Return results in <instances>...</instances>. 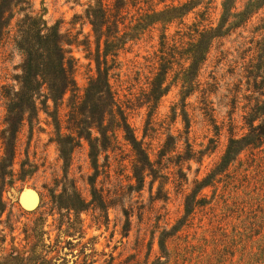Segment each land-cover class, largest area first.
Returning a JSON list of instances; mask_svg holds the SVG:
<instances>
[{
    "label": "rangeland",
    "instance_id": "374dc122",
    "mask_svg": "<svg viewBox=\"0 0 264 264\" xmlns=\"http://www.w3.org/2000/svg\"><path fill=\"white\" fill-rule=\"evenodd\" d=\"M115 1L106 0L105 3L114 4ZM164 1L159 8L172 1L177 4L185 0ZM248 1L235 0L238 11H242ZM28 2L26 13L32 11L50 26L57 25L66 42L77 40V44L67 48L79 61L76 81L78 96H83L91 78L96 75V64L89 56L88 45L82 43L86 36H91L90 47L95 55L96 38L85 14L89 5H95L96 0ZM208 2L191 12L184 25L176 22L168 27L167 33H164L161 25L149 26L144 31V22L135 29L140 23L137 19L147 7L144 8L142 3L133 8L131 2H127L129 8L124 10L126 13L120 22L122 24L118 25L120 36L127 35L123 40L126 44L119 50V67L110 72L109 82L129 115L131 132L139 141L144 138V149L153 161L157 160L158 152L170 137L176 142L177 152L184 154L189 146L195 152L206 151V154L203 162L184 164L188 183L182 188L177 187L178 169L175 163L171 164L165 159L164 163L169 168H164L161 174L169 177V180L161 183L158 179L154 182V175L148 176L149 172H146L143 190L136 192V181L132 179L134 152L125 140L123 130L107 119L104 125H108L109 129L107 151L100 148L97 187L111 194L114 207L109 209L108 221L92 210L82 214L86 234L83 240L65 238L58 231L60 216H50L51 199L48 197L49 190L59 185L61 191L59 182L67 171L82 195L87 200L91 199L90 182L96 170L90 159V145L85 139L78 140V145L71 152L70 163L63 161L56 122L62 134L73 133V137H77L75 131L67 130L71 110L69 94L56 108L51 103L47 111L41 104L47 94L41 93L37 96L39 115L34 114L31 108L33 95L30 91H22L19 80L24 56L14 42L17 20L23 18L25 12L15 9L18 14L12 21L11 33L0 46V158L11 148L15 153L14 184L3 193L7 203L3 215V227L8 236L7 251L12 248L13 237L17 245L24 246L25 225L31 227L39 218H43L46 220L45 230L52 231V240L60 235L63 241L72 242V246L60 254L66 260L65 264L82 263L85 257L88 263L97 262L95 264H264V146L243 151L240 160L233 162L229 171L217 178V181L223 180L221 183H214L203 190L202 194L209 204L197 209L195 215L178 229L185 219V197L192 193L195 182L206 178L220 163L233 135L240 138L248 133L243 118L253 108L258 94L248 84L246 69L250 63L257 62L256 42L264 37V30H258L263 24L264 8L248 23L213 40L207 60L201 66L192 88H183V74L176 65L166 79L165 87L169 92L153 110L149 108L152 103H147L151 85L160 73L161 36L167 34L171 45L181 41L187 49L189 34H195L193 30H201L210 22L214 27L222 24L224 0ZM153 3L158 4L159 1L154 0ZM205 7L208 8V15L206 21L202 22L197 13L206 11ZM140 8L142 11H139ZM194 24L195 28L192 27ZM190 27L191 31L188 29ZM184 34L186 37H183ZM103 49L102 45V52ZM12 107L17 108L16 112H26L24 125L16 136L15 127L7 123ZM55 113L58 114L56 122ZM92 132L94 138L100 137L98 129L94 128ZM210 141L216 143L212 145ZM227 173L234 177L232 181L235 182L226 186L224 176ZM257 173L260 175L256 179ZM246 174H249L247 183L243 182ZM258 179L261 182L255 184ZM160 190L163 194L169 193L167 203L163 199L155 200ZM36 195L37 208L25 209L24 198ZM62 221L65 222L62 228L64 232L67 230V219L63 218ZM166 228L172 235L166 239L167 250L162 253L159 242ZM90 241L92 244L83 250L82 246ZM59 263L64 264L63 260Z\"/></svg>",
    "mask_w": 264,
    "mask_h": 264
},
{
    "label": "trees",
    "instance_id": "16d2710c",
    "mask_svg": "<svg viewBox=\"0 0 264 264\" xmlns=\"http://www.w3.org/2000/svg\"><path fill=\"white\" fill-rule=\"evenodd\" d=\"M28 1L0 0V46L10 35L12 21L18 14L15 9L19 8V11L25 12L23 18L17 20L14 34L16 48L24 56L22 76L19 80L22 85V91H30L33 95L31 108L34 114L37 117L39 115V98L37 96L41 93L47 94L44 96V101L41 102L47 111L50 110L51 103L56 108L59 102H64L66 96L70 95L71 110L68 114L67 130L75 131L77 137H73V133L70 135L62 134L61 127L56 122L58 114L55 113L56 129L57 132L59 131L58 145L63 161L68 164L71 160V152L78 145V140L85 139L88 141L91 149L90 159L92 167L96 170V175L91 177L90 182L91 199L87 200L82 195L67 171L59 182L61 191H59L60 185L56 189L49 190L50 197L48 198L51 199L49 202V205L51 204L50 216H60L58 231L64 234L65 238L71 237L74 240H83L86 234L82 225V214L92 210L94 213L99 212L108 221L109 209L114 207L111 202L114 198H112L111 194H106L103 189L97 187V178L100 174L98 171L100 167V148L107 151L106 144H108L107 135L109 129L108 125L104 126L107 119L111 124H117L116 127L118 129L123 130L125 133L124 138L129 142L134 152L132 179L136 181V186H134V191L136 192L143 190L146 172H149L148 176L154 175V182L158 179L161 180V183L169 180V177L161 174L164 168H169L166 167L167 163H164L165 159L171 164L175 163V167L178 169L176 172L177 187L182 188L188 183V176L183 167L184 164L191 161L203 162L206 154V151L195 152L189 146L184 154L177 152L176 142L170 137L158 152L157 160L153 161L146 149H144V138L139 141L135 134L131 132L128 121L129 115L126 114V110L123 108L120 99L117 98V94L112 91L109 82L110 72L119 67V50L126 44L123 40L127 35L120 36L121 32L118 25L122 24L120 22L123 19V14L126 13L124 10L129 8L127 2H131V7L133 8L142 3H144V8L147 7V9H144V14L137 19L140 23L135 29H138L141 22H144V31L149 26L161 25L165 31L164 33H167L168 27L176 22L184 25L187 16L191 12L202 7L205 1H209L207 4H210L212 0H185L183 2L179 1L177 4L172 1L171 4H165L163 8L159 7L165 3L164 0H158V4H154V0H116L114 4H107L105 3L106 0H96L95 5H89L85 15L92 26V31L96 38L97 49L95 55L90 47L92 44L91 36H86L82 43L83 45H88L89 56L93 57L96 64V75L91 78L83 96H78L79 89L76 81L79 61L73 55V51L67 48L72 47L74 43L77 44V40L66 42L65 36L57 25L50 26L46 20L34 15L32 11L26 13L28 7L25 6L29 5ZM262 8H264V0H249L242 11H238L235 0H224L222 4V24L214 27V24L210 22L208 26L203 27L202 22L206 21L205 17L208 15V8L205 7L206 11L197 13L202 20L199 24L203 28L201 30L198 28L193 30L195 32L193 36L189 34L190 43L187 44V49L181 41L171 45L167 34H163L160 43L162 48L160 73L152 83L150 95L147 97V103H152L149 108L153 110L157 102L169 92L168 87H165V83L169 72L173 71L174 66H179L180 74H183V88H192L201 66L207 60L213 40L226 36L234 28L248 23ZM139 11H142V9L140 8ZM231 19L232 22H229ZM262 23L258 30H264V20H262ZM227 25L228 28H226ZM192 27L195 28L196 25L194 24ZM192 27L188 29L191 31ZM183 37H186V34ZM102 45L104 47L103 52ZM256 49L258 51L257 59H255L257 62L256 64L250 63L246 69L248 84L252 85L256 90L255 93L258 94V97L254 99L253 108L243 118L248 128V133L240 138H235L234 135H231L229 146L220 163L206 178L200 182H195L194 190L185 197V219L183 223H180L181 225L178 229L184 226L191 216L195 215L197 209L209 204L207 197L202 194L203 190L213 186L214 183H221L223 180L219 179L217 181V178L228 172L233 162L240 160V155L243 151H253L264 146V37L256 42ZM16 109L12 107L7 118L8 125L11 124L10 126L15 127V136L19 128L24 125L26 113L24 110L16 112ZM47 111L46 113L48 114L49 112ZM49 116L53 117L51 114ZM94 128L98 129L100 137H93L92 131ZM214 143L216 142L210 141V144L213 145ZM10 147H12V143ZM210 149L208 148V150ZM14 161L15 153L12 148L0 158V264H60L61 260L65 264L66 260L60 254L61 251L72 246V242L63 241V237L60 235L52 240V231L45 230L44 223L46 220L43 218H39L37 221H40V223L36 222L31 227L25 225L23 230V235L25 236L23 240L25 242L24 246L21 244L17 245L16 238L13 237L11 241L12 248L7 251L8 236L3 227V215L6 212L7 203L3 199V193L8 186L14 184ZM190 167L189 165V170ZM260 173L256 174V179ZM224 177L226 186L235 182L232 181L234 177L230 173H227ZM248 180L249 174H246L243 182L247 183ZM260 182L261 180L258 179L255 184ZM161 199L167 203L169 193L163 194L161 190L158 191L155 200ZM252 212L250 213L252 214ZM63 218L67 219V230L64 232L62 231L65 225V222L62 221ZM97 220L99 222V219ZM129 223L128 221V226ZM11 231L13 230L11 229ZM176 231L179 232V230ZM76 234L79 237L75 238ZM171 235L167 228L162 231L159 242L162 253L166 252V239ZM92 241L83 245V250H86L87 246L92 244ZM61 244H65V246L63 247ZM80 253L84 254L82 251ZM222 259L224 258L222 257ZM95 263L97 262L88 263L86 257L82 263L75 262V264Z\"/></svg>",
    "mask_w": 264,
    "mask_h": 264
},
{
    "label": "water",
    "instance_id": "95a60500",
    "mask_svg": "<svg viewBox=\"0 0 264 264\" xmlns=\"http://www.w3.org/2000/svg\"><path fill=\"white\" fill-rule=\"evenodd\" d=\"M38 196L26 197L23 200V206L25 209L32 210L37 208Z\"/></svg>",
    "mask_w": 264,
    "mask_h": 264
}]
</instances>
